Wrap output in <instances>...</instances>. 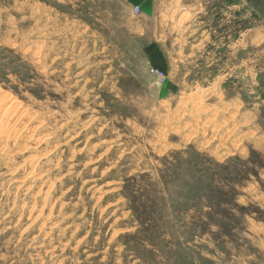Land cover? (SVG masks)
Listing matches in <instances>:
<instances>
[{
    "label": "rangeland",
    "instance_id": "1",
    "mask_svg": "<svg viewBox=\"0 0 264 264\" xmlns=\"http://www.w3.org/2000/svg\"><path fill=\"white\" fill-rule=\"evenodd\" d=\"M0 264H264V0H0Z\"/></svg>",
    "mask_w": 264,
    "mask_h": 264
},
{
    "label": "trees",
    "instance_id": "2",
    "mask_svg": "<svg viewBox=\"0 0 264 264\" xmlns=\"http://www.w3.org/2000/svg\"><path fill=\"white\" fill-rule=\"evenodd\" d=\"M192 204V203H191ZM191 204H185L183 206H181V212L182 215H186V213H188L189 211H191ZM214 207L219 206V202H216L215 205H213ZM193 209H198V208H193ZM196 213L192 216V219L196 221L197 226H195V229L198 231L204 230V228L207 226V223L204 222L202 216H200V211H195Z\"/></svg>",
    "mask_w": 264,
    "mask_h": 264
},
{
    "label": "built area",
    "instance_id": "3",
    "mask_svg": "<svg viewBox=\"0 0 264 264\" xmlns=\"http://www.w3.org/2000/svg\"><path fill=\"white\" fill-rule=\"evenodd\" d=\"M138 10H139L138 8H135V11L138 12ZM152 72L155 73L160 80H163L164 79V76H163L162 72H160V71H158L156 69H153Z\"/></svg>",
    "mask_w": 264,
    "mask_h": 264
}]
</instances>
